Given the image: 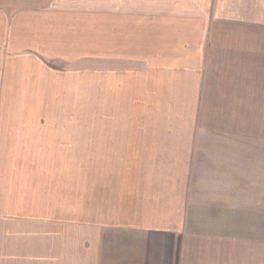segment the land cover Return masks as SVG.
Wrapping results in <instances>:
<instances>
[{"label":"crops","instance_id":"1","mask_svg":"<svg viewBox=\"0 0 264 264\" xmlns=\"http://www.w3.org/2000/svg\"><path fill=\"white\" fill-rule=\"evenodd\" d=\"M94 55L111 56L117 71L101 75L107 119L99 142L84 126L85 158L134 161L104 173L117 177V193L129 189L116 207L134 216L100 224L179 240L174 249L166 242L164 258L137 247L116 253L118 264H252L254 240L262 264V233L233 225L264 223V0H0V144L30 145L18 159H43L44 145L78 143L76 125L56 115L79 87L54 64ZM202 130L227 145L223 166H196L206 159ZM232 143L243 144L232 147L242 160L231 159ZM203 225L224 226L205 233ZM231 241H248L249 253ZM12 249L0 262L26 264L28 251Z\"/></svg>","mask_w":264,"mask_h":264},{"label":"rangeland","instance_id":"2","mask_svg":"<svg viewBox=\"0 0 264 264\" xmlns=\"http://www.w3.org/2000/svg\"><path fill=\"white\" fill-rule=\"evenodd\" d=\"M112 4L115 6L116 2L112 1ZM142 6H144L143 1ZM104 59L102 60L100 55H94L87 61L76 60L54 64L67 73L69 86L79 87L76 96L61 97L62 111L56 115V118L59 116L58 118L70 120L73 125H76L73 130L78 143L61 144L60 147L44 145L43 159H18V157L26 156L23 152H31L30 145L0 144V221H3L5 217L11 219L4 233L3 228L0 227V260H7L9 255L3 253L9 250L10 253L16 252L15 249L11 250L12 247H21L26 253L28 251L24 261L26 264H53V256L55 257L53 251L59 255L55 258V264H102L101 258H109V264H118L115 259L116 253H122L121 251L125 254L131 253L134 248L140 247L143 254L146 253V249H154L156 254L163 253L159 257L164 258L166 242L169 244V249L170 246L174 249L176 242L179 245V240L173 238L166 240L165 237H158L159 233L149 232L148 234L143 230H135L130 236H126L111 223L100 224L101 219L107 222H122L123 215L125 218L129 215L134 216L133 209L116 207L130 199L125 194L129 189L123 187L124 191L117 193L116 188L119 187L111 185V180L117 177L110 174L104 175V173H112L111 169L117 167H132L134 161L85 158L88 154L84 151L83 141L86 137L84 126L92 125L91 131L94 134H91L90 139L93 142H99L101 121L107 119L100 105L101 75L106 74L107 71H117L115 65L110 63L111 56ZM85 88L92 90V96H84V91H88ZM67 101L69 105L65 106L64 103ZM0 114L4 116L3 113ZM197 134L206 137L202 140L203 143L198 145V151L205 153L206 159L201 160L197 157L194 161L196 166L197 164H199L198 167L206 168L217 164L223 166L224 159L228 157L224 156L223 152L229 151L223 149V146L227 145L220 144L222 140L218 139V135L214 133L202 130ZM67 146H70L71 150ZM240 146L243 144L232 143L231 148ZM56 147L60 149L57 150ZM236 149L232 148V152L237 151V155L233 154L231 159L238 157L242 160V153L240 156V150ZM253 151L258 150L253 149ZM52 155L60 158L50 159ZM69 155L71 157L74 155L76 159H67ZM96 155L99 154L93 153V156ZM27 156L30 157V155ZM101 181L107 184L102 187ZM203 226L205 233H208L207 228L215 232L218 227L224 225H206L207 228ZM226 226L232 227L229 224ZM233 227L236 231L247 235L252 233L256 237L262 233L264 237V223L235 224ZM261 243L262 264H264V239ZM251 245L253 252L251 263L260 264L255 255L260 248V240L252 241ZM226 246L243 253L247 251V254L250 249L248 241L234 243L231 241ZM104 253L110 256H102L101 254ZM124 257L127 260V255ZM144 258L148 257L142 255V259ZM240 259L243 260L245 257H237V260ZM143 262L148 264V260Z\"/></svg>","mask_w":264,"mask_h":264}]
</instances>
